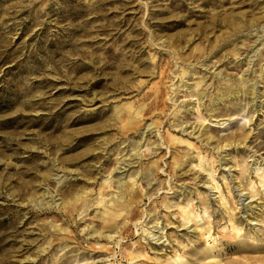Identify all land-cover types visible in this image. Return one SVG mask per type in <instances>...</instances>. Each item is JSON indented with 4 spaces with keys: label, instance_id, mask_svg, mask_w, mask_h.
Segmentation results:
<instances>
[{
    "label": "rangeland",
    "instance_id": "obj_1",
    "mask_svg": "<svg viewBox=\"0 0 264 264\" xmlns=\"http://www.w3.org/2000/svg\"><path fill=\"white\" fill-rule=\"evenodd\" d=\"M263 158L264 0H0V264H264Z\"/></svg>",
    "mask_w": 264,
    "mask_h": 264
},
{
    "label": "bare ground",
    "instance_id": "obj_2",
    "mask_svg": "<svg viewBox=\"0 0 264 264\" xmlns=\"http://www.w3.org/2000/svg\"><path fill=\"white\" fill-rule=\"evenodd\" d=\"M257 83V82H256ZM252 89H255V86H253V88ZM264 159V158H263ZM261 175V178H263V176H262V174H260Z\"/></svg>",
    "mask_w": 264,
    "mask_h": 264
}]
</instances>
